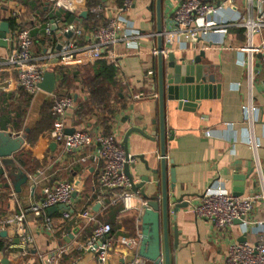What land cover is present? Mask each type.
<instances>
[{"label": "crops", "instance_id": "crops-1", "mask_svg": "<svg viewBox=\"0 0 264 264\" xmlns=\"http://www.w3.org/2000/svg\"><path fill=\"white\" fill-rule=\"evenodd\" d=\"M98 1L105 6L102 0ZM183 1L163 0L165 31L174 28L175 9ZM202 1L217 4L221 0ZM116 3V0H110L109 7ZM86 8L87 5L81 6L79 12L83 13ZM14 12L17 13L16 18L13 17ZM61 12L66 13L56 10L51 0H0V28L4 23L10 25L9 21H12L8 35L12 34L17 23L30 29L34 38L33 51L44 59L58 52L63 40L68 38L56 23L58 19L55 16ZM246 14L245 0H230L226 8L211 19L226 22V28L201 35L194 44L177 41L171 51H167V54L174 53L176 58H186L187 61L194 60L204 52L203 64L210 65V72L221 85L220 90L212 92L215 96L202 101L195 112L178 110L177 104L171 103L166 109L167 182L169 186L172 185L171 172L174 170L175 195L183 199L184 205L177 214L172 213L170 219L171 264H225L229 245L256 243L264 231V224L258 226L264 223V202L255 206L246 222L238 221L223 233L218 232L212 222L198 219L194 214V207L200 204L203 193L215 182H221L231 194H234L237 182L243 183L241 197H250L264 190L257 166L259 163L264 175V63L259 55L256 56L257 75L254 81H250L248 70L242 63L247 55L237 50L247 41L246 31L239 25ZM87 18H82V22ZM125 19L130 31L138 37L132 39L130 45L124 43L118 47L119 70L104 61L92 62L79 58L71 65L52 69L58 79L53 94L40 90L35 96L27 95L19 84L16 72L8 64L14 46L10 43L6 47L0 45V131L27 136L17 159L22 161L19 166L31 178L23 192L17 194L11 187H5L10 183L8 178L0 177L4 183L0 195V219L24 213L41 203L43 189L53 187L58 182L67 181L77 190L72 209L52 214L47 212L55 227L52 235L43 228V218L26 214L24 225L30 239L26 256H22L19 247L24 242L22 237L11 227L0 228V233H7L6 237L0 234V264H44L39 255L52 252L59 253L56 264H101L95 251L82 248L92 236L96 223L110 224L113 228L110 236L113 246L107 264H122L137 257L142 233L137 211L139 196L135 194L132 198L106 207L109 199L101 193L98 185L101 172L98 148L85 152L88 156L85 162L79 161L81 152L61 156L58 145L51 149V145L56 143L53 121L44 122V117L50 113L54 95L72 94L79 100L85 97L81 81H95L101 74L103 81H111L109 74L104 76L97 66L102 62L114 69L118 82L116 87L107 84L108 96L111 95L107 99L112 101V97L117 95L121 103L113 105L108 114V134L98 125L100 119L105 118V112H97L96 116L87 120L88 124H82L75 117L76 111H73L66 119L67 128L75 131L99 130L105 135H115L121 145L131 129H146L148 135L157 132L156 141L137 133L131 134L128 141L130 155H144L150 161V166L156 168L161 157L159 107L157 99L153 98L157 92L152 89L158 72L157 0H136ZM53 21L57 30L52 28ZM48 24L51 34L46 32ZM263 40L264 34L256 37L254 42L259 45ZM61 69L64 75L58 73ZM120 72L129 82L127 85L118 81ZM62 83L65 85L59 90ZM251 99L259 109L252 125L247 122L243 112V107ZM153 120H157L156 125L152 124ZM41 125H45V131L38 136ZM251 130L259 145L257 151L248 145ZM34 131L37 134L36 142L31 144L28 136ZM207 132H210V136H207ZM137 164L138 171L146 174L144 165L138 161ZM237 176L245 177V180L236 181ZM87 209L95 217L96 223L76 218ZM66 212L72 215L70 219L65 218ZM176 239L178 245L175 247Z\"/></svg>", "mask_w": 264, "mask_h": 264}, {"label": "built area", "instance_id": "built-area-1", "mask_svg": "<svg viewBox=\"0 0 264 264\" xmlns=\"http://www.w3.org/2000/svg\"><path fill=\"white\" fill-rule=\"evenodd\" d=\"M56 10H62L76 17L73 22H67L64 18L57 20V25L62 34H72L71 38H65L61 43L60 50L50 56H36L33 51L34 38L30 29L21 27L19 23L12 34L7 35L6 41L14 46V51L8 59V64L16 72L19 84L23 91L30 96H35L39 91V85L43 81L45 72L52 71L56 67L71 65L79 58H87L92 62L104 61L108 65L115 66L119 70L117 62V49L121 44L130 45L132 39L137 38L130 31L129 24L125 19L126 14L134 7L136 0H116L113 7L96 5L86 8L98 22V27L88 30L81 18L79 8L85 6L88 0H51ZM230 0H221L217 4H208L202 0H184L174 13V28L164 31L163 39L165 54L171 51L175 43L184 41L196 43L201 35L205 36L216 29L227 27L226 22L212 21L223 11ZM247 14L239 25L245 29L247 41L237 50L246 54L247 58L242 61L248 70L249 80L254 81L257 75L256 56H260L264 63V40L255 44V38L264 34V0H245ZM17 17V13H13ZM200 25H199V24ZM46 32L51 34L50 25ZM118 81L123 85L129 82L119 73ZM157 99V96H153ZM78 103L75 95H54L51 106V114L54 117L53 134L56 144L60 147L61 156L81 152L80 162H85L88 156L85 152L95 147L98 148V160L101 163V172L98 185L101 193L108 197L106 207L116 205L119 201L132 198L135 194L131 191V182L125 174L127 165L135 162L132 155H127L115 135H105L102 131H75L67 135L66 119L70 113L76 111ZM258 106L253 99L243 107L247 122L252 125L254 116L258 113ZM230 125V124H229ZM210 136V132L206 133ZM248 145L257 151L259 145L254 137L253 131L249 136ZM260 170L259 181L264 188V175ZM3 180L0 178V195L3 190ZM76 187L67 181L58 182L53 187L43 189V200L41 203L30 207L26 212L14 215L11 218L0 219V228L11 227L13 231L22 237L19 246L22 256L29 252L30 239L25 231V216L32 213L38 218H43V228L52 235L55 231L52 220L47 216L49 209L65 206L72 209L75 206ZM15 196V195H14ZM264 202V190L250 197H235L229 193L221 182H215L203 193L201 202L194 207V214L198 219H206L212 222L218 232H225L238 221L246 222L255 206ZM72 215L65 213V218L70 219ZM76 218L84 222H95L96 219L90 210H85L76 215ZM264 223H259L258 226ZM110 224H95L92 236L82 245L83 249L95 251L97 260L101 264H107L110 259L113 242ZM261 232V231H260ZM59 253L52 252L39 255L44 264H56ZM122 264H146L138 257L130 262ZM225 264H264V231L259 235L256 243L231 244L227 249Z\"/></svg>", "mask_w": 264, "mask_h": 264}, {"label": "water", "instance_id": "water-1", "mask_svg": "<svg viewBox=\"0 0 264 264\" xmlns=\"http://www.w3.org/2000/svg\"><path fill=\"white\" fill-rule=\"evenodd\" d=\"M106 7H109L110 0H102ZM163 0H157V33H158V72L153 91L157 92V102L159 109V141L161 145V157L156 168L150 166V161L146 156H133L135 162L127 165L125 174L131 182V191L140 198L137 207L139 220L142 225L141 239L137 251V257L146 262V264H171V246L169 242V228L172 213L177 214L184 205L183 199H178L176 193L175 171L171 172L173 177L172 185H168V162L166 159L167 132L165 126V114L169 103L177 104L178 110L195 112L202 101L215 96L212 94L215 90H220V82L210 72V65L203 64L205 53L202 52L192 61L186 58H176L174 53L165 54L164 46V20L162 11ZM88 12L81 13V18H87ZM53 30H57L55 21L52 22ZM10 33V25L4 23L0 28V45L7 46V35ZM72 34L66 35L71 38ZM58 79L54 72L47 71L43 76V81L39 85L41 91L53 94L57 89ZM212 94V95H211ZM153 125L157 120L152 121ZM74 129H67L66 134L72 135ZM140 134L151 141H156L158 133L148 135L146 129H131L122 144L123 149L129 156L128 141L131 134ZM27 140L26 135H12L0 131V177L6 176L9 184L5 187H11L15 193L21 194L23 188L30 181V176L19 166L22 161L17 159V154ZM57 144L51 145L54 149ZM145 167L146 174L138 171V164ZM135 173V174H134ZM236 181H244L245 177L237 176ZM243 183L237 182L234 189V196L243 195ZM186 206V205H185ZM188 206V205H187ZM68 210L65 206L53 207L48 210V214L58 211ZM3 237L7 233H0ZM73 239L72 236L69 237ZM177 238V235H176ZM175 247L178 245V239Z\"/></svg>", "mask_w": 264, "mask_h": 264}, {"label": "trees", "instance_id": "trees-1", "mask_svg": "<svg viewBox=\"0 0 264 264\" xmlns=\"http://www.w3.org/2000/svg\"><path fill=\"white\" fill-rule=\"evenodd\" d=\"M96 5H101V3L98 0H88L87 3L88 8ZM63 14H64L63 12L56 14L55 19L64 18L67 22H73L74 20H76V17L70 13H65L64 15ZM9 23L11 26H13L12 21H9ZM83 24L88 30L98 27V22L92 16H89L87 19H85L83 21ZM97 66L100 67V71L104 73V76L106 73L109 74L110 76L109 80L111 81H103L101 79L102 74L98 75L95 81H89V80L81 81L82 92L85 95V97H81L79 100H77L78 108L75 112V117L78 122L82 124L84 123L88 124L87 120L94 115L96 116L97 112H105V114L103 115L105 118L104 119L101 118L100 123L98 122V125L101 127V129L103 128L106 131V134H108L109 130L107 127L110 122V119L107 118L108 114L111 111V107H114L113 105L116 104L121 105V103L119 102L117 95L112 97V101H110V99H107V97H111V95L108 96L106 86L107 84H109V85H114V87H116L118 82L115 80V78L117 75L115 74V71L112 67H108L102 62H99ZM62 71L63 70L61 69L59 70L58 73L64 75ZM64 83H62L59 90L63 88V86L65 85ZM114 93L116 94V91ZM52 121L54 124V117L51 114V108H50V113L49 115H47V117H44V122L49 123ZM46 125L48 126L49 124ZM44 126L45 125H41L40 129L37 131L38 136L41 132L45 131ZM37 134L34 131L32 135L28 136V142L31 144L35 143ZM23 155H25V153Z\"/></svg>", "mask_w": 264, "mask_h": 264}, {"label": "rangeland", "instance_id": "rangeland-1", "mask_svg": "<svg viewBox=\"0 0 264 264\" xmlns=\"http://www.w3.org/2000/svg\"><path fill=\"white\" fill-rule=\"evenodd\" d=\"M52 106V105H51Z\"/></svg>", "mask_w": 264, "mask_h": 264}]
</instances>
